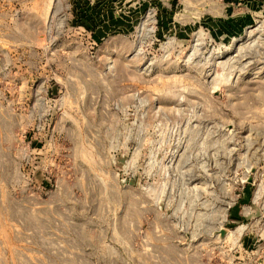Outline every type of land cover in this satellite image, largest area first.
Instances as JSON below:
<instances>
[{"label":"rangeland","instance_id":"obj_1","mask_svg":"<svg viewBox=\"0 0 264 264\" xmlns=\"http://www.w3.org/2000/svg\"><path fill=\"white\" fill-rule=\"evenodd\" d=\"M0 264H264V0H0Z\"/></svg>","mask_w":264,"mask_h":264},{"label":"water","instance_id":"obj_2","mask_svg":"<svg viewBox=\"0 0 264 264\" xmlns=\"http://www.w3.org/2000/svg\"><path fill=\"white\" fill-rule=\"evenodd\" d=\"M224 231H225V229H223L221 233L224 234Z\"/></svg>","mask_w":264,"mask_h":264}]
</instances>
